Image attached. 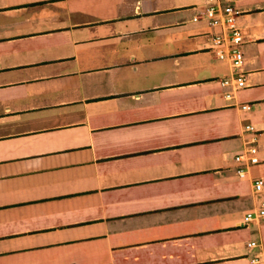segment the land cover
Returning a JSON list of instances; mask_svg holds the SVG:
<instances>
[{"label": "crops", "instance_id": "obj_1", "mask_svg": "<svg viewBox=\"0 0 264 264\" xmlns=\"http://www.w3.org/2000/svg\"><path fill=\"white\" fill-rule=\"evenodd\" d=\"M230 4L237 90L204 0H0V264H264V0Z\"/></svg>", "mask_w": 264, "mask_h": 264}, {"label": "built area", "instance_id": "obj_2", "mask_svg": "<svg viewBox=\"0 0 264 264\" xmlns=\"http://www.w3.org/2000/svg\"><path fill=\"white\" fill-rule=\"evenodd\" d=\"M231 0H204L203 15L207 21L209 27L214 28L215 31L212 34V50L216 54L218 59L226 60L232 68V72L229 76H226L220 80L222 87H231L232 90H237L246 86L245 76L243 73L237 71L242 65L243 54L240 49V45L244 41V33L237 24V11L230 4ZM198 17H194L193 20H197ZM226 98H231V92L225 93ZM249 105L242 106V109L248 110ZM246 130H252V126L247 125ZM237 163H244L245 167L258 162L257 148L254 145L248 143L243 152L237 154L234 158ZM245 168L240 167L237 169V173L240 177L245 176ZM264 185V181L256 179L253 182L254 191H260ZM264 216V201H261L259 208L254 212H248L244 215L242 224H246L248 221L258 219ZM248 246H256L255 241L247 243ZM252 262H257V258H253Z\"/></svg>", "mask_w": 264, "mask_h": 264}]
</instances>
